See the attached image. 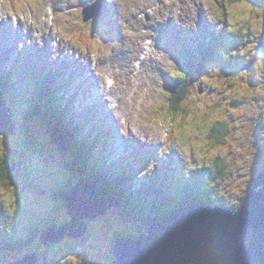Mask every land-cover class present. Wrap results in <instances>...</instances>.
<instances>
[{
    "label": "clouds",
    "instance_id": "obj_1",
    "mask_svg": "<svg viewBox=\"0 0 264 264\" xmlns=\"http://www.w3.org/2000/svg\"><path fill=\"white\" fill-rule=\"evenodd\" d=\"M96 2L0 0V25L27 37L19 50L47 42L50 61L65 56L86 65L123 141L154 147L161 160L173 156L184 180L200 173L210 199L238 207L264 148V8L250 0H103L119 36L108 39L95 17L85 19ZM201 19L233 46L219 50L223 63L208 61L193 78L199 48L210 40L175 51L158 42L167 25L199 33ZM55 259L83 264L82 257Z\"/></svg>",
    "mask_w": 264,
    "mask_h": 264
},
{
    "label": "rangeland",
    "instance_id": "obj_2",
    "mask_svg": "<svg viewBox=\"0 0 264 264\" xmlns=\"http://www.w3.org/2000/svg\"><path fill=\"white\" fill-rule=\"evenodd\" d=\"M98 1L99 0H97V2ZM81 3H86V0H81ZM250 3L264 8V0H250ZM106 10L109 13L111 11L108 6L106 7ZM109 20L110 24L108 23L105 26V32L103 34L107 36L108 39L109 36H112L114 33V21H111V19ZM0 27L2 28V31L6 33V36L8 34L15 38L14 42H11L12 47L14 46L16 48H14V50H18L19 53L24 52V49L19 50L17 47L19 43H23L25 40L19 31L13 30L7 25H0ZM168 29L170 32H168ZM165 33L168 35V37L164 38L161 36V40L158 43L165 46L169 44V47H181V42L179 43L175 39L176 34L173 32L172 26H170V28H166ZM182 41H185V38H183ZM1 42L3 44V39H1ZM7 48L11 49L9 46H7ZM173 51H175L174 47ZM18 55L24 60H32L33 66H36V64L39 65L40 71L41 67L44 66L45 70H42V72H46V69L49 68L50 64L54 63L49 59L50 50L47 46V42L45 43V47L40 50L36 49L35 47L28 48L26 46L25 53ZM258 55L264 56V37H261L260 39ZM12 58L13 56L3 55V58L0 59V73H3V70L8 71L7 65L9 61H12ZM65 59L66 58L64 56L55 61L56 64L52 70L53 76H57L58 69L60 68L61 62L63 61L65 64L63 68L67 70L69 68L72 72V74H67L69 77L66 78L67 81L73 83V80L77 78L76 81L79 82V84L75 85V88H72V96L74 97V95L77 93L75 89H80L81 87H83L86 92L89 93L88 100H84V102L83 100L81 101V99L80 101H76V98H73V104L75 106L80 103V107H78L76 113L82 116L90 109H93L90 108L93 106H89L90 104L87 105L85 103L93 104L97 102L100 104L98 107L102 108L101 104L104 105V103H102L100 98L97 96L98 92L95 89L94 80L91 78L90 73H88L87 66L80 65L78 62L73 61L71 57H68V59L64 61ZM19 63L22 65L21 73L25 72L27 68H29V71L32 68L27 64V62L20 60ZM237 63L240 62L237 61ZM203 71L204 66L199 64L196 71L192 72L190 75L195 78ZM15 80L13 87H16L19 92H14V94L12 93L13 95L11 96L8 92L2 95H4V100L5 96L12 98H8L9 101H5L10 113L12 114L17 131L16 135H13L9 140L0 137V161L2 163L4 160L8 167H10L11 162L14 161L18 164L19 168H22H16L15 171L10 173L8 176L10 178L8 183L4 180V182L7 184V187L6 185H0V215L4 214V217L7 220V223L1 224V228L10 230L11 233L8 236L13 238H18L21 235L22 238H26L31 234H35V236L26 248L22 250H14L12 252H5L3 254L5 255L3 262L15 263L29 253H35L40 256L42 261L41 263L37 264H56V256L61 257L62 259L65 257L68 259L82 257L83 264H110L109 257L111 256V253L114 260L113 236L122 235L125 237H130L135 236L138 232L146 233L147 228H145V225L148 223V217L144 215L143 219H141L145 225H143L141 221H132L126 219L124 216L123 206L121 205L120 208L108 209L106 215L98 217L96 220H91L88 225V233L84 237H66L63 241H61L62 243L59 242L60 244L51 247L40 244L38 236L42 230H44L49 225L50 227L62 226L71 219L64 203L56 198L55 201L52 200L53 189L60 184L65 188L64 191L67 192L75 185L76 182L78 183L79 171L83 172L82 169L85 168H82V163L80 162V159L75 151H72V154L70 155L69 153L61 151L54 143H52L51 137L48 135L45 126H40L37 121L41 119L40 117H37V119H33L31 121L27 120V122L30 124V127H28L29 129L25 130L26 128L24 127L23 123V114L29 110V108H26L27 105L25 104H27L28 101L30 102V96H28V89L25 87L26 82L24 83V80L20 81L18 79L17 81L19 83H15ZM98 115H100L99 112ZM44 116L46 118V115ZM101 118L105 120L103 117ZM260 126L264 127V124H261ZM29 130L36 139L39 146H35V151L27 152L24 149H20V147L22 146V142L25 139L26 131ZM120 140L122 141V146H117V143L114 140L109 142L110 144L107 146V156H103V160L101 161L103 167H110L112 169L110 171H112L114 174L110 176L111 172L108 173V169H103V167H101L97 170L100 183L99 181L96 182L95 180H92L99 186L106 188L112 196H116L117 194L115 195L114 190L111 186H109L112 184V182H108L107 180L108 178L114 176L116 180L120 177L122 172H120L119 169L120 165L124 163V161H122L123 159L128 160V165H130L132 168V173L130 175H133V172L140 173L139 180L137 182L133 181L134 183L131 185V199H134L133 197H135L136 193L142 197H145L146 195L153 197V189L156 187L158 182L161 183V190H164V193L166 192L170 196L174 195L173 199L175 201L180 199V193L176 189L177 185L170 184V182L174 179L177 181L181 180V184H185L190 187H195L196 185L195 190L199 188V185H201V181L198 179L200 178V173H193V176L190 180H184L183 177L180 176L179 172L182 166L180 165V162L173 156H168L161 160L157 158V149L154 147L143 146L134 142L123 141L122 139ZM124 146L127 147L128 151L124 150ZM115 149L117 150L115 151ZM151 149H154L153 152H150ZM129 153L132 155H129ZM94 158H96L95 154ZM256 159L257 161L254 162L250 170V179L247 183L245 195L239 200L238 207L231 203L220 201L216 197H212L210 199V193H207L208 202L212 204L213 207L223 206L225 208L238 209L242 205L244 198L248 193V190L252 187L256 177L260 173L264 172V148L258 149ZM113 160L116 161L113 163ZM149 169H151V171H149ZM87 176L89 180L95 178L91 174H87ZM56 180H58L57 185ZM167 184L169 185L167 186ZM50 186H52L51 189ZM83 187L87 189V183H84ZM43 192L47 193L43 195ZM6 197L11 199V205L8 204ZM151 211L153 212V209H151ZM57 264H59V261Z\"/></svg>",
    "mask_w": 264,
    "mask_h": 264
},
{
    "label": "water",
    "instance_id": "obj_3",
    "mask_svg": "<svg viewBox=\"0 0 264 264\" xmlns=\"http://www.w3.org/2000/svg\"><path fill=\"white\" fill-rule=\"evenodd\" d=\"M100 9V4L85 8V19L98 16ZM16 130L0 94V135L9 139ZM47 133L52 143L68 152L64 134L61 137L50 124ZM79 181L63 198L71 219L62 226L48 227L40 236L41 244L59 243L66 236L81 238L89 220L120 208V201L106 188L83 177ZM113 248L112 264H264V172L256 177L238 209L206 202L175 208L151 218L146 233L116 235ZM38 261L32 253L11 264Z\"/></svg>",
    "mask_w": 264,
    "mask_h": 264
},
{
    "label": "trees",
    "instance_id": "obj_4",
    "mask_svg": "<svg viewBox=\"0 0 264 264\" xmlns=\"http://www.w3.org/2000/svg\"><path fill=\"white\" fill-rule=\"evenodd\" d=\"M106 7L107 6L104 5L101 9L98 26L105 27L109 23L110 13L106 10ZM200 35L201 38H198V36L195 37L193 35L188 36V34L185 35L186 38H190L189 42L199 40L201 45H203V39L205 37L210 40V43L207 46H201L199 48L201 57L200 62L194 65L192 69L193 71H191L189 75L192 72H195L199 63H206L208 61L223 63L219 59V50H222L224 47L233 46L231 44L230 37H225L222 33L218 36H213L212 29H204ZM203 35L204 37L202 38ZM54 67L55 66L49 67L46 73L38 72L37 68H35V70L33 69L32 73L30 71L31 74L29 73L26 86L28 88L30 102L28 101V103L25 104L27 105L26 108H29V110L23 114V123L24 127L26 128L25 130L29 129L28 127H30V124L27 122V120L31 121L33 119H37V117L41 118H38L40 120H37L40 126H45L46 129L48 128L49 124L57 126L66 135V138L69 142L71 151H68L67 153L71 155V152L75 151L80 159V162L82 163V168H85L82 169L83 172L79 171L78 180L80 179V176L88 178L87 174H91L95 178L90 180H95L98 182L99 174L97 173V170L103 167L101 161L103 160V156L107 155V145L109 144L108 140L113 131H111L109 125H105L104 121H97V123H95L90 121V117L82 118L81 116H78L77 120L75 117L73 101L70 98L72 85L66 79L68 77L67 74L69 75L71 71L70 69L67 70L65 68H59L57 76H53L52 70ZM2 76L3 77L0 78V92L3 94L8 92L10 93V96L13 95L14 92H18V89L13 87L14 75L12 72L4 71ZM8 98L12 99L11 97L5 96V99L9 101ZM44 115H46V118ZM97 128L99 133L92 135V139L90 140L88 134L92 131H95ZM35 146L37 147L39 144L37 143L34 136L30 133V130L26 131V136L20 149H24L27 152L35 151ZM99 147L101 150H99ZM153 150L151 149L150 152H153ZM94 154L96 158H94ZM103 169H108V173L111 172L110 176L114 174L112 171H110L112 170L110 167H103ZM131 169L132 168L130 165L121 164L119 171L122 172V174H120V177L117 180L114 177L108 178L107 180L108 182H112V184L109 186L112 187L115 195L117 194L118 199L123 206L124 216L126 219L132 221H141V223H143L141 219H143V216L146 215L148 217L149 223L152 217L169 210L182 206L195 205L201 202L209 203L208 194L206 191L201 189V185H199V188L195 190V184H193L195 187H190L185 184H181V180L177 181L176 179L171 181L170 184L180 187V190H178L180 193V199L178 201L173 199L174 195L170 196L168 193H164V190H161L162 185L159 182L153 189L154 198L150 197V195L142 197L136 193L135 197H133L134 199H131V185L134 183L133 181L137 182L140 176V173L138 172H133L134 174L130 175L132 173ZM8 171V165L5 164L4 161L2 163L0 161V185L2 186H5L6 182L8 181V178H6V173H8ZM4 180L6 182H4ZM168 185L169 184H167V186ZM62 196L63 198L65 197V192L62 193ZM151 209H153V212ZM2 222L7 223V220H1L0 218V264H11V262H3L5 258V255L3 254L5 252H12L14 250H22L26 248L33 240L35 234H31L30 237L26 238H22V235L18 238H13L8 236L11 233L10 230L6 229V231H4L1 228ZM143 225L145 224L143 223ZM147 225H145V228H147Z\"/></svg>",
    "mask_w": 264,
    "mask_h": 264
},
{
    "label": "bare ground",
    "instance_id": "obj_5",
    "mask_svg": "<svg viewBox=\"0 0 264 264\" xmlns=\"http://www.w3.org/2000/svg\"><path fill=\"white\" fill-rule=\"evenodd\" d=\"M94 17V16H93ZM96 21V20H95ZM5 30V29H4ZM4 33V37H5V41H6V43H9L8 45H9V47H11V50H9L8 51V56H13V61H14V63H11L10 65H12L13 66V68H14V70L15 71H17V74H13L14 75V80H15V83H19L17 80L18 79H20V77H23V76H21V70H22V65H20V60L21 61H24V62H27V63H30V65L29 66H31L32 68L30 69V70H32L33 71V69L35 70V68H34V66L32 65V60H24V59H22L21 58V56H19L17 53H16V51L17 50H14V46L12 47V45L10 44V42H8V39H7V36H6V33L5 32H3ZM26 39H27V37H26ZM8 49V48H7ZM16 49V48H15ZM22 54V53H21ZM2 55H4L5 56V53L4 54H2ZM66 58V57H65ZM16 60V61H15ZM64 61H66V59L64 60ZM64 63H63V61L61 62V65H60V69H63V67H64ZM69 69V68H68ZM19 71V72H18ZM25 71H27V70H25ZM22 73H26V72H22ZM1 75V74H0ZM3 76L1 75L0 76V78H2ZM77 80V78H75V80H73V84L74 85H77V84H79V82L78 81H76ZM85 104H91V103H85ZM90 106H93V107H90V108H94V109H96L97 111H99L100 112V108L98 107V105H95V104H92V105H90ZM105 122H107L108 124H110V123H112V122H108V121H106L105 120ZM50 126L52 127V128H54L55 129V131L56 132H58L60 135H61V137H63L64 138V136H63V133H62V131L57 127V126H55V125H53V124H50ZM60 135H59V137H60ZM112 139L117 143V144H119V146H122V143H121V141H120V139L119 138H114V137H112ZM58 147V146H57ZM58 149H60L59 147H58ZM61 150V149H60ZM62 151V150H61ZM107 156V155H106ZM116 160H113V163L115 162ZM93 182V181H92ZM95 185H98L97 183H95V182H93ZM176 189L177 190H180V187H176ZM148 228V227H147ZM30 237V236H29Z\"/></svg>",
    "mask_w": 264,
    "mask_h": 264
},
{
    "label": "flooded vegetation",
    "instance_id": "obj_6",
    "mask_svg": "<svg viewBox=\"0 0 264 264\" xmlns=\"http://www.w3.org/2000/svg\"><path fill=\"white\" fill-rule=\"evenodd\" d=\"M18 169V168H17ZM57 181L58 180H56V185H57ZM52 188V186H50V189ZM64 187H62L60 184L59 185H57L54 189H53V201H55V198L56 199H58V200H60V201H62V202H64L63 201V196H62V191H64ZM45 193H47V192H43V194L45 195ZM87 235V234H86ZM62 243V242H61ZM58 244H60V243H58ZM55 245H57V244H50V245H47V247H51V246H55ZM113 257V255H112V253H111V256L109 257V261H110V264H111V262H112V258ZM42 261L40 260L39 261V263H41Z\"/></svg>",
    "mask_w": 264,
    "mask_h": 264
}]
</instances>
